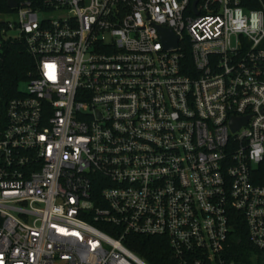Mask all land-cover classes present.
<instances>
[{
	"label": "built area",
	"instance_id": "built-area-1",
	"mask_svg": "<svg viewBox=\"0 0 264 264\" xmlns=\"http://www.w3.org/2000/svg\"><path fill=\"white\" fill-rule=\"evenodd\" d=\"M44 4L0 13L33 59L0 94V264H150L128 244L156 236L243 264L241 222L264 252V0Z\"/></svg>",
	"mask_w": 264,
	"mask_h": 264
},
{
	"label": "trees",
	"instance_id": "trees-1",
	"mask_svg": "<svg viewBox=\"0 0 264 264\" xmlns=\"http://www.w3.org/2000/svg\"><path fill=\"white\" fill-rule=\"evenodd\" d=\"M18 5L29 2L32 8L46 9L45 0H15ZM6 0H0V13H12ZM33 59L22 41L11 43L0 53V94L14 95L21 82L29 78L28 72ZM128 244L132 250L144 257L150 264H165L171 259V251L164 237H135ZM225 256L243 264H264V252L257 250L248 240L244 224L235 223V231L229 238ZM255 257V258H254Z\"/></svg>",
	"mask_w": 264,
	"mask_h": 264
},
{
	"label": "water",
	"instance_id": "water-1",
	"mask_svg": "<svg viewBox=\"0 0 264 264\" xmlns=\"http://www.w3.org/2000/svg\"><path fill=\"white\" fill-rule=\"evenodd\" d=\"M6 4H7V7L9 9H12V10H14L18 5L15 0H6ZM160 33H161L162 39H163L166 47L176 46L177 38L175 36H173V34L171 33V31L169 29L160 28ZM245 121H246V118H242L239 120L232 119L231 120V126L234 130L238 129L241 124L245 123Z\"/></svg>",
	"mask_w": 264,
	"mask_h": 264
},
{
	"label": "rangeland",
	"instance_id": "rangeland-1",
	"mask_svg": "<svg viewBox=\"0 0 264 264\" xmlns=\"http://www.w3.org/2000/svg\"><path fill=\"white\" fill-rule=\"evenodd\" d=\"M43 14L40 13V16H42ZM49 14H51V13H49ZM49 14L48 13H45V15H49ZM2 18H5V19H8V20L14 21L15 18H16V16H15L14 13H11V14H8V15H2ZM13 34H15V33H13Z\"/></svg>",
	"mask_w": 264,
	"mask_h": 264
}]
</instances>
